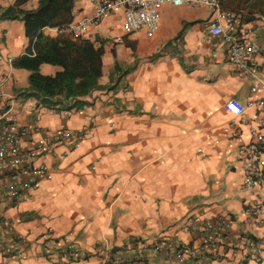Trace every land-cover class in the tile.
Listing matches in <instances>:
<instances>
[{
  "label": "crops",
  "instance_id": "0c3cea01",
  "mask_svg": "<svg viewBox=\"0 0 264 264\" xmlns=\"http://www.w3.org/2000/svg\"><path fill=\"white\" fill-rule=\"evenodd\" d=\"M15 1L0 0V7ZM90 1H75L74 19ZM38 3L26 0L22 6ZM223 8L240 10L263 39L264 0H223ZM211 14L203 5L166 4L153 35L124 33L122 8L91 25V40L104 47L102 86L82 95L79 106L62 95L32 93V71L14 64L30 44L24 21L0 19V75H9L0 108L12 98L23 141L40 137L36 127L84 130L81 138L53 145L37 159L48 164L50 177L20 199L0 202V264H103L100 249L136 237L196 245V235L184 228L186 219L219 214L232 217V229L197 264H264V223L247 227L244 205L251 195L237 157L240 145L250 141L248 125L236 119L240 135H221L232 118L225 108L229 97L249 103V115L258 110L251 100L264 97V85L253 90L252 84L257 78L264 82V57L254 56L256 78L240 71L229 62L225 43L205 38ZM44 32L55 35L58 28ZM60 69L40 65L44 74ZM48 229L72 232L81 246L79 259L65 263L45 255L40 235ZM15 232L29 239L23 256L3 250ZM150 258L166 264L159 255Z\"/></svg>",
  "mask_w": 264,
  "mask_h": 264
},
{
  "label": "built area",
  "instance_id": "2783aa9c",
  "mask_svg": "<svg viewBox=\"0 0 264 264\" xmlns=\"http://www.w3.org/2000/svg\"><path fill=\"white\" fill-rule=\"evenodd\" d=\"M222 0H91L86 12L79 19H73L66 30L75 37L91 39L88 32L91 25L99 23L104 17L118 8L124 11V33L144 31L153 35L159 28L161 8L173 6L203 5L211 11L205 38H218L225 43L228 60L240 71L252 74L255 78L257 61L254 56L264 57V33L261 40L257 28L243 20L242 13L236 9L223 8ZM122 36H117L121 40ZM9 80L8 74L0 75V97L5 95L4 87ZM264 82L256 79L253 90L263 86ZM257 106L254 115H249V103H244L236 96L229 97L225 108L232 118L221 131L223 137H236L241 131L237 125H248L250 141L242 143L238 149V160L244 171L243 188L251 198L245 202L247 227L254 229L264 223V97L252 101ZM40 137L31 143H25L14 114V101L8 99L0 108V202L16 201L31 188H37L41 179L50 177V167L45 161L37 159L51 146L73 142L81 138L83 129L60 127H36ZM218 140V139H216ZM4 226L10 232L13 225L7 220ZM233 219L228 215H215L206 218L188 217L184 228L195 234L198 243L191 245L184 242H172L167 238L149 242L136 237L129 239L118 248L100 249L98 256L103 264H152L150 256L155 254L164 259L166 264H197L207 253H213L230 233ZM40 238L42 251L47 256H58L65 263H71L81 256V246L72 232L56 234L52 229L44 231ZM248 243L257 248L250 236ZM29 239L23 233H14L4 244L8 254L23 256L27 253Z\"/></svg>",
  "mask_w": 264,
  "mask_h": 264
},
{
  "label": "trees",
  "instance_id": "16d2710c",
  "mask_svg": "<svg viewBox=\"0 0 264 264\" xmlns=\"http://www.w3.org/2000/svg\"><path fill=\"white\" fill-rule=\"evenodd\" d=\"M26 0H16L7 7H0V19L24 21L30 44L26 53L17 57L16 66L30 69V89L39 96L62 95L79 106L80 97L101 87L103 75V45L75 37L66 26L75 17L76 0H39L35 8H24ZM237 11H240L237 9ZM46 27H57L55 35L44 32ZM49 62L61 66L55 74H44L40 65Z\"/></svg>",
  "mask_w": 264,
  "mask_h": 264
},
{
  "label": "rangeland",
  "instance_id": "374dc122",
  "mask_svg": "<svg viewBox=\"0 0 264 264\" xmlns=\"http://www.w3.org/2000/svg\"><path fill=\"white\" fill-rule=\"evenodd\" d=\"M221 6H223V0H222V2H221ZM179 52H180V53H179V56H182V55H184V52H185V51L181 48Z\"/></svg>",
  "mask_w": 264,
  "mask_h": 264
}]
</instances>
